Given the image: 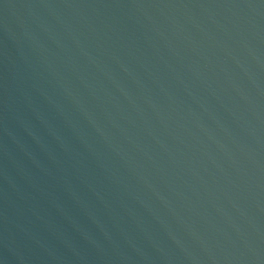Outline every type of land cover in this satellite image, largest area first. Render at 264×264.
<instances>
[{
    "label": "water",
    "instance_id": "obj_1",
    "mask_svg": "<svg viewBox=\"0 0 264 264\" xmlns=\"http://www.w3.org/2000/svg\"><path fill=\"white\" fill-rule=\"evenodd\" d=\"M0 264H264V0H0Z\"/></svg>",
    "mask_w": 264,
    "mask_h": 264
}]
</instances>
